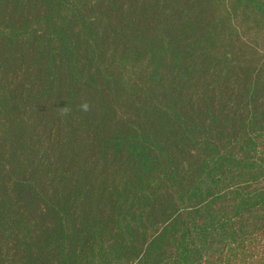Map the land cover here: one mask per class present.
Instances as JSON below:
<instances>
[{
  "label": "rangeland",
  "instance_id": "rangeland-1",
  "mask_svg": "<svg viewBox=\"0 0 264 264\" xmlns=\"http://www.w3.org/2000/svg\"><path fill=\"white\" fill-rule=\"evenodd\" d=\"M259 7L250 0H0V264H60L52 248L59 241L65 248L66 239L51 227V208L64 199L59 188L80 198L87 191L79 204L97 216L100 205L107 217L118 213L119 198L128 199L131 231L115 232L122 221L110 218L111 239L97 244L94 264L152 261L142 256L160 248L150 249L156 239L168 244L157 258L174 263L186 251L183 245L179 251L182 238L191 245L195 235L206 242L194 246L202 264H264L259 206L218 203L216 212L229 224L218 231L222 217L213 213L217 221L205 222L204 201L188 199L190 189L198 194L197 185L188 187L191 173L200 171L198 157L181 164L180 155L173 164L166 156L184 148L182 110L212 129L206 137L216 149L239 146L234 139L247 129L264 143V2ZM65 107L70 111L62 114ZM156 115L161 128L166 124L164 152L154 150L157 159L145 174L154 195L140 202L129 195L141 181L124 191L140 165L126 162L113 141L125 125ZM63 167L65 178L74 171L81 190L54 180L51 171ZM78 240L74 231L67 250L81 264L89 251ZM120 243L144 244L145 251L118 259L113 248ZM30 244L35 252H26ZM36 253L39 261L31 259Z\"/></svg>",
  "mask_w": 264,
  "mask_h": 264
},
{
  "label": "trees",
  "instance_id": "trees-1",
  "mask_svg": "<svg viewBox=\"0 0 264 264\" xmlns=\"http://www.w3.org/2000/svg\"><path fill=\"white\" fill-rule=\"evenodd\" d=\"M250 1L253 2L256 7H259V5L263 4L264 2V0ZM137 15V18L139 19L140 14ZM130 19L132 18L130 17L128 20ZM259 116L260 114H257L255 119ZM180 120L182 121V141L184 143V148L181 152L179 147L175 146L174 151L172 153L168 152L166 156L170 159V161H174L173 164L177 163V156L180 155H182V161L180 162L181 164L184 162L190 163V160L198 157L197 162L198 166L200 167V171L197 173L193 171L188 181V187H194L197 185L196 187L198 194H195V197L193 194H191L190 189L188 191V197L191 195V198L188 199L194 202L198 200L199 204L202 200L204 201L203 204L199 205L201 209L200 217H202L205 222L208 220L217 221L215 220L213 213L218 214L220 217H222V220L220 222L218 221L219 225H217V230L221 232L222 227L227 228L226 226H229V224H225L224 213L216 212L217 210H215V206L223 200L225 201L226 199H232L237 200L238 204L246 203L250 206H259L262 214L256 219L262 223V220H264V143L261 144V135L252 133L251 129H247L240 133L242 134L241 137L234 139V141H239V146H233L231 149L228 148L229 150L216 149L214 148V145H212L213 143L210 141V139L206 137L212 132V129L209 126H202L200 123L196 124L197 115H192V112L184 113L182 110V117ZM162 122L163 119L161 115H156L155 118L150 116L140 118L138 125H134L132 127L125 125L127 131L113 141L117 146H121L120 152L122 155L127 156L126 162L135 161V164L140 165L139 168H134L135 171L132 174V179L130 177L126 178L124 187V191L133 187H137L139 181H141V186L134 193L130 195L128 194L136 201L141 202L143 200H149L154 195L152 191L149 192L145 188V186L149 184L148 177H145V174L148 173L154 166V162L157 159V157H153L154 153L157 150H159L158 153L164 152V140L167 131L166 133L163 132V128L166 127V124H164V126L161 128L160 125ZM146 127H150L151 129H146ZM184 135L186 136V140H191L190 143L184 142ZM158 139L161 141L158 142ZM185 148L188 150L186 154L184 153ZM209 152H213L214 154L209 157ZM181 168L180 175L182 176ZM61 169L66 171V168L64 167L54 168L51 171L54 180H61V187L70 186L72 183H75V186L72 189L81 190L82 188H80L78 183L74 181V171L68 170V176L65 178ZM55 170L58 171L55 172ZM173 173L179 178L176 180L177 183H180L182 179L179 177L176 170H173ZM66 183H69V185H66ZM217 187H220L221 190L216 191L215 189ZM59 190L62 192L64 199H56L54 206L51 208L55 217V222L52 223L53 226L51 227H53V229L60 230L63 235L62 239H66L65 248L57 246L60 241L52 248L53 257L56 258L58 253V261H60V264H70V260H74L71 252L67 250L68 239L71 238L74 231L79 234V249L83 251H89V254L79 261L81 264H94L96 257L98 256V251L100 250L97 249V244H101L105 240L109 241L111 239L112 231H105L107 227L106 223L110 218H115L110 220L112 221V224L116 223L118 219L122 221V223H119L122 225L115 229V232L122 231L124 234L131 231L132 222L129 221V217L124 216V214L129 211V208L126 206V203L128 202L127 197L124 199L119 198L120 204L118 206L116 205L117 209H119L118 213L116 212V214H110L106 217V210L105 208L103 209L106 204L100 205L99 209L101 215L99 216L94 215L92 212H87L90 207L89 204L87 206H85V204H79V201L83 199L85 195L87 197V191L83 193L84 197L80 198L76 197V195H74L73 191L71 190L67 191L60 188ZM223 211H226V209H223ZM80 212L86 213L79 217L77 215H81ZM92 214L94 216H91ZM240 225H244V222L241 221ZM194 237H196L197 240H190L192 242L191 245L187 244V238H182V241L178 245L181 247L179 251L182 252V245L186 247V251L184 254H182L180 259H177V261L174 263L169 264H202L204 256H201V252L196 251L194 246L200 243L204 245L206 242L204 238L202 239V237L199 235H195ZM156 240L154 242L152 241L150 249L156 247L160 248L157 249L153 255L147 256L148 253H145L142 256V259L151 258L152 261H146L144 259L143 261L139 262L140 264H164V262H162L157 257L159 255L158 252L162 251L168 246V244H164L166 241L157 242ZM195 242H197V244L194 245ZM212 244L213 242L205 246L204 255H206L208 251L212 250ZM115 246L116 245H114L113 249L118 259L121 256L123 259H126L124 256L126 251L131 254V258H134L135 256L141 257L140 255L145 251L144 244L131 245L129 243V246H126L125 248L123 244H121L118 247L119 249L115 248ZM56 247L58 248V252L55 250ZM24 249L25 247L23 245V250ZM30 249H33L32 244H30L26 252H28ZM29 255H31V253H26L24 257H28ZM33 256L34 258L31 259L39 261L40 257L37 255V253ZM100 257L103 258L102 260L104 262H106L107 256L101 255ZM20 261H23V259ZM24 262L26 264H31L29 262L27 263L25 260ZM75 264H77L76 261Z\"/></svg>",
  "mask_w": 264,
  "mask_h": 264
},
{
  "label": "clouds",
  "instance_id": "clouds-1",
  "mask_svg": "<svg viewBox=\"0 0 264 264\" xmlns=\"http://www.w3.org/2000/svg\"><path fill=\"white\" fill-rule=\"evenodd\" d=\"M79 107H80V110H81V111H85V112H86V111L89 110V107H90V106H89V104H88L87 102H84V103H82ZM61 111H62V114H67L70 110H69L68 108L65 107V108H62Z\"/></svg>",
  "mask_w": 264,
  "mask_h": 264
}]
</instances>
